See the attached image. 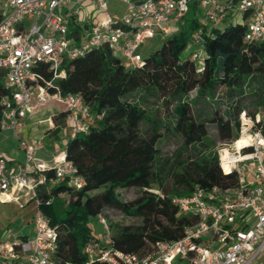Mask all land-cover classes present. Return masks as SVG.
Instances as JSON below:
<instances>
[{
	"label": "trees",
	"instance_id": "16d2710c",
	"mask_svg": "<svg viewBox=\"0 0 264 264\" xmlns=\"http://www.w3.org/2000/svg\"><path fill=\"white\" fill-rule=\"evenodd\" d=\"M192 10L193 4L180 28L151 54L142 55L141 65L125 67L106 47L63 65L65 76L54 87L61 95L80 93L90 107L92 121L85 131L67 136L64 144L65 158L83 178L81 187L56 180L51 168L44 171L45 182L36 187L38 209L56 226V262L109 264L90 260L83 250L88 241L98 240L90 225L98 214L111 230L112 248L146 255L159 240L181 237L191 222L189 216L177 214L173 196L188 194L196 185H238L237 171L221 166L210 147L233 140L239 147L246 145L248 135H240L241 116L264 131V40H243L244 27L239 23L210 28L204 38V66L197 70L184 53L189 34L198 25ZM43 73L50 76L45 67ZM10 92L0 70V100ZM154 105L157 108L150 113L148 108ZM259 111L262 115L255 121ZM65 115L62 109L53 123ZM114 119L121 120L124 131L119 145L105 132ZM156 124L167 125L169 135L177 137L179 147L171 160L156 154L152 162L148 159ZM150 128L136 156L131 157L136 132ZM121 188H135L136 194L122 199ZM110 209L133 220H109Z\"/></svg>",
	"mask_w": 264,
	"mask_h": 264
},
{
	"label": "built area",
	"instance_id": "2783aa9c",
	"mask_svg": "<svg viewBox=\"0 0 264 264\" xmlns=\"http://www.w3.org/2000/svg\"><path fill=\"white\" fill-rule=\"evenodd\" d=\"M0 1V70L11 91L0 100V129H11L23 151L22 160L14 162L0 151V201L26 196L37 209L36 187L45 182V170L53 169L56 180L75 188L83 182L64 151L44 162L35 156L41 138L28 143L19 134L27 115L51 101L64 105L68 136L85 131L89 105L80 93L61 95L54 87L65 76L66 61L106 47L125 67L141 65L144 40L182 25L190 4L199 10L194 15L198 25L190 32L184 53L197 70L204 66V38L210 28L239 23L243 40H264V0H114L122 3L119 11L109 9L111 0ZM245 134L246 145L232 151L223 148L218 156L220 165L225 161L228 171H237V186L196 185L188 194L173 196L177 214L191 218L181 237L159 240L143 256L123 252L112 248L106 219L98 214L108 242L88 241L83 248L88 258L109 264H264V131ZM225 150L229 155L222 159ZM56 231L39 209L28 235L14 234L7 227L0 239V264H60L53 259Z\"/></svg>",
	"mask_w": 264,
	"mask_h": 264
},
{
	"label": "rangeland",
	"instance_id": "374dc122",
	"mask_svg": "<svg viewBox=\"0 0 264 264\" xmlns=\"http://www.w3.org/2000/svg\"><path fill=\"white\" fill-rule=\"evenodd\" d=\"M122 7V3L119 1L111 0L109 2V9L111 11H119V8ZM191 11V4L189 6ZM0 10H1V2H0ZM193 14L199 13V10H192ZM181 25L172 26L173 31L167 34L156 32L154 36L147 37L140 47V53L143 56L151 54L159 45L170 35L176 32ZM4 83V81H3ZM64 108V105L57 101H51L47 105H44L34 112L30 113L26 117V121L24 124V128H19L20 137L26 140L28 143H31L33 139H39L42 135L45 134V130L49 127L48 119H52L56 116L59 111ZM157 108L156 105L150 106L148 111L153 113ZM262 112L256 114L255 121L260 119ZM241 125H242V133H247L250 131H254L253 122L246 116H241ZM92 121V116L87 119V123ZM53 122V121H52ZM59 127L51 128L49 132V136H45L41 138V147L35 150V156L41 158L44 162H52L53 159L58 156L64 150L65 139L67 135L63 134L62 128H64L65 123L63 120H58ZM55 125V124H54ZM122 122L120 119H114L107 123L105 127V132L109 135V137L114 140L115 144L119 145L121 137L123 135V127L121 126ZM167 125H157V135L156 137L149 143L148 145V159L150 162L154 160V155L157 157L163 158L168 156L173 159L177 149L179 147V142L177 137L169 135L167 132ZM151 130L143 131V129H139L134 137L135 150L131 151V157H135L137 151L141 144L144 142L146 136L149 134L148 132ZM241 132V131H240ZM241 135V133H240ZM239 135V136H240ZM1 139V138H0ZM237 139V138H236ZM14 142V141H13ZM0 141V145L4 147V149L18 157V161H21L23 158V151L19 150L18 143ZM235 146L239 147V143L236 140L233 141H219L210 147V151H215L218 156L220 150L223 148H227L229 151L235 149ZM223 155H226V151L223 152ZM119 194L122 199H131L136 194L135 188H121L119 189ZM17 195V194H16ZM14 195V196H16ZM34 202V201H33ZM35 204V202H34ZM33 203H26V196H21L17 200H7L0 201V238L4 235L7 227L12 230V233L22 235L23 233H30L31 222L26 225L24 231H20L21 223L23 217L30 218L37 209V206H32ZM107 217L109 220H116L122 222L132 221L133 218L125 216L115 209H110L107 211ZM90 225L92 227V234L94 238H97L99 241H102V244L108 242V236L103 233V229L101 224L98 222L96 218H92L90 221ZM17 232V233H16ZM111 234V230H109V235Z\"/></svg>",
	"mask_w": 264,
	"mask_h": 264
},
{
	"label": "crops",
	"instance_id": "0c3cea01",
	"mask_svg": "<svg viewBox=\"0 0 264 264\" xmlns=\"http://www.w3.org/2000/svg\"><path fill=\"white\" fill-rule=\"evenodd\" d=\"M1 2V1H0ZM63 110H65V108H63ZM65 119V118H64ZM63 119V121H64V123H65V120ZM25 121L26 120H24V122L22 123V125L20 126V127H22V128H24V124H25ZM48 125H49V127L47 128V129H49V132H50V130H51V128H53V127H59V124H56V125H54V123L52 122V119H48ZM46 129V130H47ZM45 130V131H46ZM62 130V132H63V134H65V135H67L68 136V129H67V127L66 126H64V128H62L61 129ZM49 132H47V133H45L44 135H42V137H45V136H49ZM41 137V138H42ZM0 141H7V142H13V143H16V139H15V137L13 136V131L11 130V129H5V130H3V131H1V133H0ZM19 150L21 151V149L19 148ZM0 151L10 160V161H12V162H14V161H18V157L17 156H15V155H12V154H10V153H8L5 149H4V147H2L1 145H0ZM26 203H33V205L32 206H36V204H34V202L32 201V200H28V201H26ZM34 215V214H33ZM33 215L29 218H25V217H23V219H22V223H21V227L19 228L20 229V231H24V228L26 227V225L28 224V223H30L31 222V219H32V217H33ZM17 233V232H16ZM30 233H31V228H30ZM18 235V234H17ZM24 235H28L26 232L25 233H23L22 234V236H24ZM1 239V238H0ZM175 264H187V263H183V262H176Z\"/></svg>",
	"mask_w": 264,
	"mask_h": 264
},
{
	"label": "bare ground",
	"instance_id": "6f19581e",
	"mask_svg": "<svg viewBox=\"0 0 264 264\" xmlns=\"http://www.w3.org/2000/svg\"><path fill=\"white\" fill-rule=\"evenodd\" d=\"M225 151H226V155H223V153L221 154L222 159L226 158L229 155L228 154V151L227 150H225ZM221 165L226 166L227 169H229V165L225 161H222V164Z\"/></svg>",
	"mask_w": 264,
	"mask_h": 264
}]
</instances>
